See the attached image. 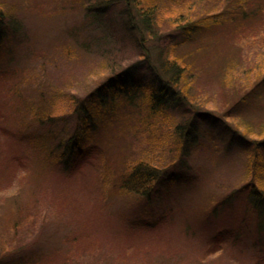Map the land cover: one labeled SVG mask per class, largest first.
I'll return each mask as SVG.
<instances>
[{"label": "rangeland", "instance_id": "obj_1", "mask_svg": "<svg viewBox=\"0 0 264 264\" xmlns=\"http://www.w3.org/2000/svg\"><path fill=\"white\" fill-rule=\"evenodd\" d=\"M73 1L0 0L5 29L16 34L0 56V248L19 250L23 264H264V222L256 223L246 190L236 192L249 157L239 146L226 153L227 134L201 118L264 138V86L240 101L264 78V0H158L161 37L144 45L153 60L168 48L165 57L188 72L182 88L201 115L188 157L171 131L189 115L157 119L160 139L148 142L112 104L118 119L81 140L67 165L43 167L40 144L73 129L39 124L42 110L69 113L111 67L140 57L120 16L90 24ZM141 158L175 179L152 183L145 197L119 190L125 166ZM3 253L2 262L18 256Z\"/></svg>", "mask_w": 264, "mask_h": 264}, {"label": "trees", "instance_id": "obj_2", "mask_svg": "<svg viewBox=\"0 0 264 264\" xmlns=\"http://www.w3.org/2000/svg\"><path fill=\"white\" fill-rule=\"evenodd\" d=\"M72 3L75 5V10L78 9L86 20H90V24L99 25L104 15L110 11L115 16H120L119 25L126 36L124 39L131 41L140 57L135 64L126 65L123 68L111 67L109 70L111 74L106 80L87 92L83 98H73V106L69 113L50 115V111L42 110L40 117H37L39 124L44 125L49 122L54 126L56 123L73 129L68 136H66L65 128L54 132L40 144L42 150L46 152V159L42 162V166L47 165V160H51L54 165H67V158L73 155L74 150L79 149L81 140L87 137L93 138L113 119H118L111 107L112 104H116L117 109L119 105H121L120 109L124 108L126 112L124 117L128 116L125 119L130 117L136 119L146 133L145 141L148 142L160 139L157 138L160 130V121L157 119L172 118L173 113L176 117L189 115V119L177 121L171 131L179 155L181 158L188 157L193 146L198 143L197 121H201L200 112L198 109H192L188 94L182 88L183 79L187 78L188 72L186 73L184 65L178 60L165 57L169 52L168 48L159 50V58L153 60L150 48L147 44L144 45L146 36L154 40L160 36L159 29L156 30L158 0H74ZM6 17V13L0 11V56L7 55L6 50L9 51L16 37L15 33L9 34L5 29L8 20ZM183 32L189 34L191 30L186 28ZM5 41L10 45L6 50L3 49ZM262 85L264 86V78L240 101H244L248 95L257 92V88ZM55 97L56 95L48 96L49 103L51 100L54 101ZM42 103L45 104L43 101ZM204 117H201L203 121L208 120L211 126H217L227 134L228 138L224 145L226 153L231 151L233 146H239L243 156L249 157L244 163V183L236 192L241 193L246 190L248 204L251 205L256 223L260 226L262 221L264 222V138L252 140L218 116L204 114ZM122 118L123 116L119 119ZM183 162L181 160V167L185 166ZM125 167L118 180V188L130 194L145 197L149 194L152 183L158 180L175 179L172 174L163 178L165 176L162 174L163 171L143 158ZM1 239L3 236L0 235ZM7 249L8 247L5 246L0 248V253L4 252L5 256L6 254L18 256L14 261L4 259L6 261L2 262L0 258V264H23L24 259L19 257L23 253L19 250L8 251Z\"/></svg>", "mask_w": 264, "mask_h": 264}]
</instances>
